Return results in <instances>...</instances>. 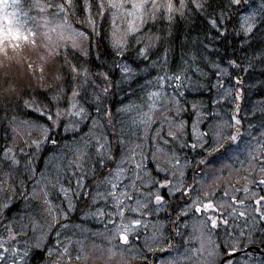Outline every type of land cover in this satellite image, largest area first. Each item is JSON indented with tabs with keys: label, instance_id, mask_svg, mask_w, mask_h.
I'll return each instance as SVG.
<instances>
[{
	"label": "trees",
	"instance_id": "obj_1",
	"mask_svg": "<svg viewBox=\"0 0 264 264\" xmlns=\"http://www.w3.org/2000/svg\"><path fill=\"white\" fill-rule=\"evenodd\" d=\"M62 2L19 0L21 38L0 31V264H220L233 246V264H264V0H155L134 34L104 0ZM117 166L123 216L101 183ZM207 215L223 230L193 226Z\"/></svg>",
	"mask_w": 264,
	"mask_h": 264
},
{
	"label": "snow or ice",
	"instance_id": "obj_2",
	"mask_svg": "<svg viewBox=\"0 0 264 264\" xmlns=\"http://www.w3.org/2000/svg\"><path fill=\"white\" fill-rule=\"evenodd\" d=\"M95 2V0H94ZM241 2V0H232V3L235 5H239ZM36 7H39L40 10L43 12L45 11V6L42 5H35ZM195 6L197 8H201L202 5L199 3H196ZM19 7V0H12V3H9L8 0H0V11L3 12V23H4V27L3 29H0V31H2L4 33V39L7 40L8 36H12L13 38L19 40L21 37L19 35L18 31H14V28L20 27L21 25V20H20V13L18 11H16V9H18ZM53 9H57L58 11L54 12V15L59 16L60 13H65L67 14V12H69L71 10V8L73 7V3L72 0H63L62 3L59 4H53L50 6ZM85 7H91V5H85ZM95 7H96V11H97V15L101 14L104 10H108L110 15L114 18L115 22V17L117 15L123 14L125 17H129L130 22L128 23V27L127 30L129 33H136L139 31L140 29V24H143L144 22V16L145 14H151L150 10L154 11L157 7L155 0H104V2H100V3H95ZM11 8L13 9L12 12H9L8 9ZM168 10L169 12H171L172 10V6L169 4L168 5ZM27 15V14H25ZM61 19L64 20L63 24H57V28L60 29H64L65 25H67V19H66V15L64 17H61ZM89 22L94 24V21L91 20V17L89 18ZM139 22V23H138ZM212 26L214 28L217 29V31H219V27L216 24V20H211ZM255 24V20L252 16L246 17L244 20V31L245 34L247 35H252V25ZM222 26V25H220ZM68 29L71 31V25H67ZM94 30V28H93ZM31 35L34 37L35 33H31ZM80 35H83L82 33H75L73 32L71 35L68 36V39L71 40L72 42V46L76 47V39L75 37H78ZM221 35H223V33H221ZM116 33H113V38H114V46L117 48H123L124 44L122 43L121 40H116ZM25 40H27V37H24ZM260 59L264 60V52L260 53ZM229 65L231 67H239V65L236 64L235 61L230 60L229 61ZM123 71H129V69L127 68V66H123L122 68ZM224 69H221V73H224ZM179 78V77H177ZM240 81H236V84H239ZM78 93L77 92H73V97L77 96ZM157 93H153L152 96L155 97L157 96ZM240 93L237 92L234 96L235 100H239L240 98ZM237 111L239 110V105H236ZM71 111L67 114L71 117H76V118H82L84 116H86V113L84 111L83 108L78 107L76 102H73L71 105ZM56 118L57 120H59L60 114L57 112L56 114ZM48 120H52L53 116L51 114H49L47 116ZM232 120L236 121V123L238 124L240 121L237 118V116H233ZM75 123V122H73ZM55 125H53L54 127ZM74 130H78L75 129ZM46 130V134H47ZM171 135V133H170ZM231 139L233 141L236 140V136H232ZM222 143V141H221ZM86 147V146H85ZM105 144L101 143L99 140L96 142V151L97 153H103V150L105 149ZM78 154L80 158H84L87 156V152L84 149H79L78 150ZM111 158V157H109ZM255 158V157H254ZM77 167H79L80 165L77 164ZM140 165L139 163H134L133 168L134 169H139ZM123 173V168L121 166H117L116 170L114 173H110L109 177L105 178V180L101 181V183H107L110 185L109 190L107 191V195L109 197H112L113 200L115 201V203L113 204V207L117 210V212L123 216L124 215V208L127 207V205L125 204V200L121 198L120 195H118L116 192L111 191V189H115L118 188L119 186V181L120 178L122 176ZM260 184L264 185V180H260L259 181ZM98 194H99V189L97 190ZM65 195L67 197V192L65 190ZM123 196L126 197L128 200H132L133 197L129 196V194L127 192L123 193ZM156 201L157 203H160L162 201V197L157 195L156 196ZM261 201H257V204H260ZM137 204H139V202L137 201ZM213 205L211 204H205L203 205V207H195L194 211L199 213L202 210H209L212 209ZM133 211H137V209H133ZM239 215L241 217L244 216L243 212H240ZM211 220V218H209ZM139 220L135 221V223L131 226L129 225H121V231L124 233H127L131 227H138L139 226ZM211 225L212 227H216V221L215 220H211ZM120 239L122 242L127 243L128 242V236L127 234L121 235ZM0 248H2L3 252H7L8 248H4L2 245H0ZM233 253H231L232 255H234L235 253V247L233 246ZM66 251V250H65ZM5 257L3 255H0V261L4 260Z\"/></svg>",
	"mask_w": 264,
	"mask_h": 264
},
{
	"label": "flooded vegetation",
	"instance_id": "obj_3",
	"mask_svg": "<svg viewBox=\"0 0 264 264\" xmlns=\"http://www.w3.org/2000/svg\"><path fill=\"white\" fill-rule=\"evenodd\" d=\"M234 136H238V135H234ZM239 139V138H238ZM238 141V140H237ZM237 142H234V144H236ZM203 211H204V213H205V210H202L201 212H199L198 214L199 215H203ZM209 213V212H208ZM209 218H211V220H215L216 221V227H212V225H211V220L209 219ZM186 221H190V219L188 218V217H186L185 218V222ZM204 221H206L212 228H215V229H217V230H219V231H222L223 230V227L221 228V227H219V226H221V224H224L222 221H224V220H222V219H220V218H214V217H212V216H209V215H207L206 217H204V218H199V220L196 222V223H194V225L193 226H196L197 228H199V229H201V227L203 226L202 225V223L204 222ZM184 222V223H185ZM226 257L228 256V255H225ZM224 256V257H225ZM223 257V258H224ZM229 260V259H228Z\"/></svg>",
	"mask_w": 264,
	"mask_h": 264
},
{
	"label": "water",
	"instance_id": "obj_4",
	"mask_svg": "<svg viewBox=\"0 0 264 264\" xmlns=\"http://www.w3.org/2000/svg\"><path fill=\"white\" fill-rule=\"evenodd\" d=\"M235 116H237V118L239 119V117H238V114L236 113L235 114ZM234 121V120H233ZM239 121H240V119H239ZM235 122V124L236 125H238V126H240L241 125V121L237 124L236 123V121H234ZM239 131H241V129H239ZM237 140H238V136H236V140L235 141H233V142H237ZM236 187H237V189H241V190H246L247 188H248V186L247 185H236ZM234 255H237V253H235ZM234 255H231V256H228V257H226V258H230V257H233Z\"/></svg>",
	"mask_w": 264,
	"mask_h": 264
},
{
	"label": "rangeland",
	"instance_id": "obj_5",
	"mask_svg": "<svg viewBox=\"0 0 264 264\" xmlns=\"http://www.w3.org/2000/svg\"><path fill=\"white\" fill-rule=\"evenodd\" d=\"M239 142V140L237 141V143ZM234 143V142H233ZM236 143V144H237ZM190 191V189H188L186 192H185V194L186 193H188ZM187 195V194H186ZM231 254H229L228 256H230ZM235 257H237L236 255H234L233 257H230V258H226V257H224L222 260H221V262H220V264H233L234 262H233V259L235 258ZM230 261H229V260Z\"/></svg>",
	"mask_w": 264,
	"mask_h": 264
}]
</instances>
